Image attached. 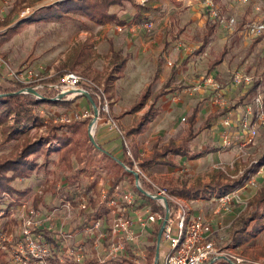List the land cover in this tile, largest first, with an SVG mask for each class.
Masks as SVG:
<instances>
[{
	"label": "rangeland",
	"instance_id": "1",
	"mask_svg": "<svg viewBox=\"0 0 264 264\" xmlns=\"http://www.w3.org/2000/svg\"><path fill=\"white\" fill-rule=\"evenodd\" d=\"M20 1H22V4L17 6ZM208 1L212 2V0L193 2L186 0L178 6L175 0H131V2L125 3L123 7H113L111 9V12H115L120 21L126 22L124 26L93 21L81 12L66 14L51 21H27L35 14L40 16L39 11L56 7L63 1L11 0L9 2L7 17L10 18V24L7 27H0V42L5 40L3 44L0 43V56L8 67L18 72L21 80L10 76L5 66H0V85L5 89H14L19 84L26 86L27 89L28 86H33L40 95L55 97L56 99L55 91L42 87L35 88L34 80H32L33 85L25 83L29 82L25 72L31 69L38 75L35 78L37 79L36 82L41 85H53L42 82L55 76L58 70L62 69V66L73 57V50L84 43L88 47L86 50L88 54L86 63L90 65L91 72L90 74H84L86 71L82 67L74 72L88 76L95 82L104 85L106 77L113 69L109 48L110 41H113L116 50H121L124 55L129 50L133 51L126 76L123 79H116L113 83V96L110 100L108 99L107 117L101 118L102 110L97 107L99 117L94 137L98 147L91 141L88 143L86 140L89 136V126L95 116L93 106L86 97L79 96L75 99L65 100L73 101L69 108L43 106L42 112L44 116L48 117L49 121L50 118L56 117L64 123H70L73 120L80 122L78 134L74 139H81L79 150L84 164L79 163L75 156H73L72 162L74 163L73 167L82 168L83 173L77 181H74L73 171L60 166L57 162V156H54L55 160L44 165V159L42 158H46V154H39L36 160L40 168L34 174L33 181H17L14 184L15 188L22 192L28 190V195L12 199L15 205L10 207L9 212L4 211L1 214V251L8 252L12 257L16 248L18 249L17 246L22 242L20 235L23 219L29 217L30 211L35 212L34 218L39 222L40 228L47 218H58L59 213L64 211L67 214L64 213L62 216L68 217L70 213L72 221H75L76 218V223H73L75 225L78 224L77 212H79V207L73 206L69 212L66 208L69 204L68 201H70L68 199L76 200L75 204L80 203L81 196H86V194L98 190V185L103 184L104 186L116 174L122 175L124 185L135 187V176L125 168L124 171L119 172L114 164L104 161V154L114 156L121 162L124 159V148L132 151L133 145H136L142 158L146 159L154 153L153 146L157 141L160 142L159 148L166 146L171 140L176 144H180L187 137L189 126L187 119L195 107H198L199 112H202L201 115H198V124L195 129L198 131L210 114L223 110L214 104V95L211 90L206 89L199 93L192 91V88L203 79L211 76L220 85L226 87L231 83V77L237 72L252 75L255 79L264 78V39L257 41L258 39L251 38L246 34L244 28L243 30L238 28L236 32L231 33L218 20L210 21L213 24L215 22L216 32L210 39L204 53L192 57L189 64L183 67V61L202 45L205 25L209 22L204 7L209 4ZM217 8L222 17L235 16L238 20V27L242 23L245 25L251 21L264 20V0H250L248 5H241L236 0H222L221 5ZM24 13L25 16L21 17ZM133 22L140 25V28L135 31V40L133 37H129L128 29L130 28L127 27ZM149 23L154 25L151 31H147L145 28V25ZM15 25L16 27H14ZM120 28L122 29L120 30ZM4 37L9 39H3ZM167 42H169V47L165 48ZM131 43L133 44L131 45ZM224 49L227 50V55L223 64L215 70L217 73L208 74L209 65L220 56ZM159 50H161V53L158 54ZM142 62H144V67L141 65ZM164 66L177 72L176 79L173 82L175 92L166 99L164 107L175 110L174 117L179 118L180 121L176 123V118L175 121H171L166 119L165 115H162L158 122L152 124V121L144 133L128 138L126 130L137 121L144 122V114L151 105V100L146 102L140 100L142 86L147 79L145 74L152 78L151 94L154 95L162 88L159 80ZM157 71L159 74L155 77L153 73ZM242 90L243 87H239L235 91L236 96L232 99L225 94V100L230 105V110L241 108L243 109L242 115H245L244 109L253 106V97L242 100L243 98L239 97ZM138 103H141L142 108L137 112L130 113L131 105ZM83 114H87L88 117H82ZM226 117H222L221 121ZM112 121L123 132L124 137L119 135L116 128L111 129ZM108 122H111V124ZM254 122L260 131L256 143L251 145V151L243 153L240 151V157L236 158V160L241 161V163L237 161V164L242 167V173H239L238 168L237 171L228 173V175L236 177L227 176L220 169L209 171L212 163L207 162H203L195 170L184 173L179 172L180 168L175 169L157 165L154 166L156 176L142 170L139 165H135L133 171L140 170L156 185L167 186L171 195L185 199L187 203H183L191 208L193 212L201 210L198 207L200 203H204V207H207L210 211L212 209L211 205L214 204V201H212L215 196L214 193L225 191L227 185L242 177L261 159L264 153V124L260 125L256 120ZM222 131H225L224 134L228 135L231 148H233L236 142L239 141L235 139L234 131L228 130L227 127ZM208 132L213 139L214 134H220L218 130ZM97 134L98 137H96ZM47 135V130L41 128L33 130L30 137L42 140ZM59 135L62 134L59 133ZM3 138L2 127L0 126V155L9 153L14 147V144L2 145ZM212 138H209L207 133L201 134L191 145L192 151H199L201 145L212 143ZM44 142H46V139ZM50 144L49 148H51L52 154L53 152L57 153L56 151L60 149L58 142ZM232 156L235 157L236 154L234 153ZM170 159L179 162L178 158L170 156ZM204 167L207 168L205 169L207 171L198 173L199 168L201 170ZM242 188L239 187L238 189ZM73 193H75V197L71 196ZM39 197H41L43 203L46 201L45 204L48 203L49 207L47 212L41 211L43 214H40V211L35 209L33 205L35 198ZM88 201L89 199L86 198L82 203ZM4 202L6 205L12 204L8 196H5ZM245 203H248V201H245ZM252 215L253 211L250 210L247 216L251 217ZM40 228L38 230H41ZM238 240L240 238H237ZM165 251L166 245L162 243L161 261L164 259ZM48 261L47 264H53V261ZM58 262L64 264L60 260ZM128 263L136 264L134 261ZM147 263L151 264V260L149 259Z\"/></svg>",
	"mask_w": 264,
	"mask_h": 264
},
{
	"label": "built area",
	"instance_id": "2",
	"mask_svg": "<svg viewBox=\"0 0 264 264\" xmlns=\"http://www.w3.org/2000/svg\"><path fill=\"white\" fill-rule=\"evenodd\" d=\"M236 1L241 5H248L250 2V0ZM207 3H209L207 4L209 7H213L212 2L208 1ZM24 16L25 13L21 17ZM211 17L218 20L231 33L236 32L238 29L237 18L235 16L222 17L218 8H212ZM145 28L147 31H151L154 25L149 23L145 25ZM244 31L253 39H264V20L251 21L245 24ZM0 66H5L10 76L21 80L18 72L8 67L1 56ZM25 74L29 79V82L25 83L33 85L32 80H34V85L38 84L34 86L35 88L42 87L53 90L56 92L57 98L64 96V100H70L89 94L97 99L99 109L106 113L108 111V99L104 93V85L80 73L69 72L63 76L60 82L53 85H41L36 82L37 79L35 78L38 75L31 69L27 70ZM257 83L259 85L253 96V106L246 107L244 109L245 115H242L239 120L241 131L245 133L242 143L244 148L254 145L258 137V126L254 121L256 120L260 125L264 124V78L255 79L252 75L237 72L231 77L230 86L223 87L210 76L192 88L193 92L198 93L206 89L211 90L214 95V104L220 108H226L228 103L225 100V92L229 87H243L244 91H250ZM28 87L34 89L33 86ZM82 117H88V115L83 114ZM108 123L111 124V122ZM222 125L224 128H228L235 124L230 118H225ZM112 128H116L119 135L124 137L123 132L118 129L113 121ZM228 138V135L224 134V147H231ZM129 156L132 157L130 151ZM137 173L143 179V181L140 180L141 187L149 196L136 192V185L135 187H126L119 184L109 196L108 193L103 195L109 208V224L105 228L103 221L98 219L86 228L89 234L95 236L97 247L102 248V255L99 257L98 264H120L119 262L125 256H128L129 251L137 257V259H134L136 264H148L149 254L147 249H138L140 240L135 226L138 225L143 230H147L156 225V229H161L164 222L165 227L160 250L162 243H164L166 251L164 259L162 261L159 259V264H264L230 251L227 244L224 243V238L218 236L219 231L209 221L202 216L193 215L189 207L172 196L166 187L156 185L140 170H137ZM249 185H256L253 178L247 181L242 189L217 194L216 201L219 211L231 212L234 205L245 204L243 190ZM163 198L168 200V211ZM133 207H142V210H134V215H132L130 208ZM66 208L70 212L69 205ZM29 213V217L23 219L20 235L22 242L17 246L18 249L16 248L12 258L16 264H47L48 260L53 257L51 246L35 232L40 228L39 222L34 218L35 212L30 211ZM167 214L168 218H166ZM134 216H136V219ZM103 240H106V242L103 243ZM156 244L157 240L154 242L155 246ZM66 258L75 264H81L85 258L84 246L79 245L73 249H67ZM151 264H155V258Z\"/></svg>",
	"mask_w": 264,
	"mask_h": 264
},
{
	"label": "trees",
	"instance_id": "3",
	"mask_svg": "<svg viewBox=\"0 0 264 264\" xmlns=\"http://www.w3.org/2000/svg\"><path fill=\"white\" fill-rule=\"evenodd\" d=\"M131 2V0H65L61 2L56 7L51 9L41 10L40 16L35 14L27 21H51L54 19H59L63 15L70 13H78L81 12L83 15L93 21H98L100 23H114L117 25H126L125 21H120L116 14L111 12L113 7H123L125 3ZM213 7H209L208 5L204 6L206 8V14L208 15L209 22L205 27V34L203 35L202 45L196 52H193L191 56H189L185 61L184 65H186L189 59L193 56L201 55L204 53L205 49L209 45L210 39L216 32V24L214 22L211 23L213 19L211 17L212 8H217L222 3V0H212ZM22 1L17 3V6L21 5ZM38 16V17H37ZM211 21V22H210ZM139 22V21H138ZM10 24V18H6L3 22H0V27H7ZM16 27V25L14 26ZM13 27V28H14ZM239 30H243L244 23L239 25ZM3 39H9L8 37H4ZM262 39H258L257 41H261ZM5 40H1V44H3ZM110 47L112 52V62L113 69L108 74L104 82V93L107 99H111L113 96V87L114 81L116 79L122 78L124 76V72L126 69L128 58H123L120 52H116L114 50L113 41H110ZM87 45L82 44L73 50V57L70 61L66 62L62 69L58 70V73L45 80L42 83L45 84H54L60 82L63 76L69 72L76 71L79 67H82L84 74H90L91 67L88 63H86L88 54ZM227 55V50L220 54L218 58H216L208 67V74L212 73L223 64L224 59ZM83 75V74H81ZM85 76V75H83ZM88 77V76H85ZM89 78V77H88ZM38 85V84H36ZM35 85V86H36ZM169 84H167V87ZM258 83L249 91L250 94H254ZM27 87L19 84L14 89H5L0 85V126L2 127L3 132V141L2 145L14 144L13 149L7 153L0 155V220L1 214L6 211H10V207L14 206L13 200L18 197H25L28 195L29 191H20L15 188L14 183L17 180L28 179L30 178L37 170L38 163L36 157L45 153V160L52 154L49 146L50 143L58 142L60 145V149L57 152L61 153L60 162L63 167L68 170H73L72 166V157L75 156L79 163H83V159L80 155L79 147L81 145V139L74 137L78 134L79 124L80 122L77 120H73L70 123L61 122L60 119L53 117L50 118L43 114V106L48 105L51 107H65L69 108L73 101H65L55 100V97H47L42 96L43 99L36 97L30 93H21L19 92L25 90ZM167 95V93L162 90L160 93L151 96V88L149 87L141 96L142 101L152 100V104L149 110L144 114L145 121H137L132 127L126 130V136L131 138L135 135H140L144 133L151 120L156 119L160 114V108L158 107V103L163 96ZM95 105L99 108V102L96 98L91 96ZM91 104V102H90ZM142 108L141 103L134 105L131 108L130 113L137 112ZM228 110L224 109L217 115L209 116L206 122L203 125V129H210L212 127V122L222 116L227 114ZM198 111L195 109L191 117L188 119L190 123V129L188 132V136L184 138L180 145H177L173 140L170 143L162 148H159V142L155 143L153 148L155 149L154 153L150 158H142L138 147L133 145L132 147V157L129 156V150L124 148V159L121 161L125 165V167L130 170H134L135 164L138 163L143 169L147 167H152L153 165H161L176 168V164L168 160L170 155L176 157L186 158L188 160H193L198 156L190 155L189 145L191 141L198 135L194 134V130L192 129L196 124V116ZM107 117V113L102 111L101 118ZM41 128H45L48 132L46 138L42 140L32 139L31 132L33 130H39ZM61 133L62 135H59ZM46 139V142L44 140ZM87 142L91 141L90 137L87 136ZM211 151H215L211 150ZM204 154V153H203ZM160 158V159H158ZM104 159L109 163H113L115 168L118 169L119 172L124 171V167L119 164L118 160L111 159L109 155H105ZM262 167H264V153L260 160L256 164H254L242 177L236 179L232 182V184L226 186V190L222 191L218 194H223L227 192H231L239 187H244L246 182L251 179V177L257 174ZM81 170H77L75 172V180L81 174ZM122 177L120 174H117L113 177L112 188H115ZM140 180L143 181L140 176ZM113 189L110 191L112 193ZM135 191L140 193L135 187ZM5 196H8L12 202V204L6 205L4 202ZM41 198L35 199L34 208L38 209L41 203ZM253 211V219L258 217V214L264 211V187L260 188L256 195L248 201L247 208L244 213H242L235 222V226L249 225V219H247L248 212ZM241 229L239 233L242 231ZM42 239L51 245V251L54 254L58 253V246L56 241L49 235V232L46 230H36ZM160 229L155 232L156 239L158 238ZM240 244V243H239ZM150 260L151 262L156 256V246L152 247L150 250ZM129 261L127 259L121 260L120 264H127ZM0 264H16L13 258L10 256L8 252H4L0 250ZM54 264H60L59 262H54ZM87 264H96L94 261L87 262Z\"/></svg>",
	"mask_w": 264,
	"mask_h": 264
},
{
	"label": "crops",
	"instance_id": "4",
	"mask_svg": "<svg viewBox=\"0 0 264 264\" xmlns=\"http://www.w3.org/2000/svg\"><path fill=\"white\" fill-rule=\"evenodd\" d=\"M10 1L11 0H0V18H1L0 21H4L7 18V16H8L7 9L9 8L8 5H9ZM62 1H64V0H62ZM183 1H186V0H175V2L178 3V6H180V4ZM188 1L193 2V1H197V0H188ZM113 13L115 14V12H113ZM127 27L130 28V29H128L129 37H133L135 40L136 39L135 38V36H136L135 31L140 28V25L135 24L133 22V23L129 24ZM205 27H206V25H205ZM121 29L122 28H120V30ZM132 44L133 43H131V45ZM113 45H114V50L116 52L117 51L120 52L123 58H125V57L128 58L126 69L124 72V76L122 78H119V79H123L126 76V71L128 69V66H129L131 60H132L131 59L132 58L131 53L133 50H129V52L124 55L121 50H116L114 42H113ZM109 46H110V44H109ZM147 46L151 47L149 44H147ZM166 47H169V42H167L165 44V48ZM109 48H110L111 59H112L111 47H109ZM159 53H161V50L158 51V54ZM190 56H191V54H190ZM190 59H189V61H190ZM184 61H183V67H186L189 64V61L186 65H184ZM155 63L157 64V61ZM143 64H144V62L141 63L142 67H144ZM169 64H170V62H169ZM156 68H157V66H156ZM146 73H147V71H146ZM213 73H217V72L213 71ZM158 74H159L158 71L156 73L155 72L153 73V75L155 77H157ZM176 76H177L176 70H172L171 68H168V67L166 68V66L163 67V73L161 74L160 80H159L160 84L162 86L160 91L164 90L167 93V95L163 96L158 103V107L160 108V114L158 115V117L156 119L151 120L150 123L152 121H153L152 124L158 122V120L162 118V115L163 116L165 115V118L170 119L171 121H175V118H176L177 119L176 123H179L180 119L177 117H174V114H175L174 111L175 110H173V109L169 110V109H167L168 107L167 108L164 107V103L166 102V99L169 98V96L175 92V89L173 88L174 87L173 82L176 79ZM145 77L147 79L145 81V84L142 86V92H141L140 98H141L142 94L149 87L152 88L151 76H146V74H145ZM177 83H178V81H177ZM167 84H169L168 85L169 87H167ZM230 88H231V90L229 91ZM230 88L226 90L225 94L227 97L229 96L232 99L234 96H236L235 91H237L238 88L232 87V86ZM160 91L158 93H160ZM158 93H156V94H158ZM156 94H154V95H156ZM154 95L151 94V96H154ZM253 96H254V94H250L249 91H244V90H242V92L239 94V97L243 98L242 100L249 99ZM151 104H152V100H151ZM134 105H136V104L131 105L130 109ZM150 106H149V108H150ZM229 107H230V105L228 104V106L226 108H222V109L228 110V112L225 116H227L226 118H230L233 121V123L235 124L231 127H228V130L234 131L233 133L235 134V137H236L235 139L239 140L236 142V145H234L233 148L224 147V145H223V136H224L225 131L223 132L222 129H225V128L222 125L223 120L221 121V118L225 117V116H222V117L215 119L212 122V127L210 129H203V125L209 116L217 115L220 112H222L223 110H221L217 113L214 112V113L210 114L206 118V120L203 122L202 127L198 131H196L195 129H196L197 124H198V115H201L202 112H199L198 107H195L193 109V112L196 109L198 111V113L196 116V124L194 125V127L192 129L194 130V134L197 133L198 135H196V137L193 139V141H191V143L189 145V149H190V155H195L198 157L193 159V160H188L186 158L176 157V156L170 155L172 158H178L179 159V162H177V160H171L170 156L168 157L169 161L173 162L174 164L177 163L179 165L178 166L176 164L177 167L175 169L180 168L179 172L184 173V172H187L190 170H195L200 165H202L203 162H207L210 164L212 163L210 165L209 171H214V169H220L227 176H229L230 174L228 175V173H230L231 171L232 172L237 171V168H238L239 173H242V171H241L242 167L237 164L238 160H236V158L240 157V154H239L240 151H241V153L249 152V151H251L252 147L250 146L251 148L250 147L244 148L243 144H242L243 139L245 137V133L241 131L239 120L242 117V114H243L242 110L243 109L238 108V109L230 110ZM149 108H148V110H149ZM193 112L190 114L189 118L191 117ZM188 119H187V121L189 123ZM150 123H149V125H150ZM189 129H190V123L188 126L187 136H188ZM210 130H216V131L218 130V131H220V134L219 133L214 134V139H213L211 134L208 132ZM203 133H207L209 135V138L213 139L212 143L207 144V145H201V147H200L201 149L199 151L193 152L191 145ZM96 137H98V134ZM157 142H159V141H157ZM180 144H177V145H180ZM214 149H215V151H211ZM129 151L132 155V151L131 150H129ZM236 152H238V153H236ZM234 153L236 154L235 157L232 156ZM52 155L49 156L46 160H45V157L42 158V159H44V162H43L44 165H47L48 163H50V161L55 160L54 156H57L58 157L57 162L60 166H62L61 162H60L61 153L53 152ZM105 155H109V154H104V156ZM109 156L111 159L117 160V158H115L114 156H111V155H109ZM158 159H160V158H158ZM104 161H106V160L104 159ZM106 162H108V161H106ZM238 162L241 163V161H238ZM82 164H84V162ZM111 164H113V163H111ZM119 164H120V162H119ZM135 165H139V164L136 163ZM72 166H74L73 162H72ZM154 166H156V165H153L152 167H147L144 169L141 166L140 167L142 170H146L147 172L151 173L152 176L153 175L156 176V173H155L156 170H155ZM157 166H161V165H157ZM39 168H40V165L38 166V169ZM205 169H207V168L204 167L201 170L199 168L198 173H200V172L205 173L207 171ZM77 170H81V172L83 173L82 168H80V167L74 168L73 167V170H71V171H73L74 181H77L80 178V176L82 175V173H81L80 176L78 177V179L75 180V172ZM37 171L35 173H37ZM34 174L28 179H22V180H17V181H33ZM115 176H113V177H115ZM230 176L236 177L233 175H230ZM113 177H111L110 178L111 180L109 182H107L106 184H104V186H103V184L98 185V187H97L98 190H95L92 193L90 192L88 195L86 194L87 197L81 196V199H80L81 202L80 203L75 204L76 200L68 199L70 201H68L69 204H67V205H69L70 209H71V207L73 208V206L79 207V212H77L78 213L77 217H79V219H77L78 224L73 225V223H76V218H75V221L74 220L72 221L70 213H69L68 217L62 216V214H64V213L67 214V212H65V211L59 213L58 218L50 217V218H47V220H45V223H43V225L40 229L43 230L44 232L47 230L49 232V235L56 241V244L58 246V253L54 254L53 257L50 259L51 261H53L52 262L53 264H54V262H56V260H58V261L60 260V262H62L64 264L65 263L66 264H75L73 261L66 258V252H67V249H71V248L73 249L79 245H83L85 248V258L81 262V264H87V262H91V261H94L96 264H98L99 257L102 255V248L97 247V244L95 243V236L89 234L87 232L86 228H87V226H90L94 220H98V219H101L103 221L105 228H106V225L109 224V221H108V219L110 218V216L108 214L109 208L107 207V205L105 203L103 195H104V193H108V196H109L110 191L112 189H114V188H112ZM121 177H122V175H121ZM251 178H253L255 180L256 185L255 186L249 185L248 187L245 188V190H243V197H244L246 202L251 200L256 195L257 191L260 188L264 187V167H262V169L257 174L253 175ZM122 180H123V178H122ZM122 180L120 181L119 184H123ZM124 186L131 187L130 185H124ZM93 187H95V186H93ZM164 187H166L168 189V191L170 192V190L167 186H164ZM216 193H218V192L214 193L215 196L212 198V201H214V204L211 205L212 209L210 211H208L207 207H204V205H205L204 203H200L198 205V207L201 210L193 212L191 210V208H189L191 213L193 215H196V216H202L207 221H209L215 228H217V230L219 231L218 236L224 238V243L227 244V247L229 248L230 251H232L236 254L243 255V256H245V257H247L253 261H258V262L264 263V211L261 212L258 217H255V219H253L252 216L251 217L247 216V219L250 220L249 225H247V226L243 225V227H242V225L235 226L234 224H235L236 220L238 219V217L246 211L247 203L242 204V205H234L231 209V212L219 211L218 203H217L216 198H215L217 195ZM68 196H70V195H68ZM71 196L75 197L76 195H75V193H73ZM174 197H176L177 199L181 200L184 203H187L185 201V199H182L181 197H177V196H174ZM39 198H41V197H39ZM86 198H88L89 201L87 203L83 204L82 201L85 200ZM45 203H46V201H44V203H43V200H42L40 205H39L38 210L40 211V214H43L42 213L43 211H44V213L47 212V210L49 209V207L47 205L48 203L47 204H45ZM33 205H35V201L33 202ZM50 207H54V206H50ZM134 210L140 211V210H142V207L130 208V213L132 215H134V213H133ZM134 218L136 219V216H134ZM135 228H136L137 232L139 233L140 246L138 249L139 250H142L144 248L147 249L148 254H149L148 258L150 259V250L152 247L155 246L154 242L157 240L154 234L158 229H156V225L151 226L147 230H143L138 225H136ZM241 229H243V230L239 233V231ZM237 238H240V240L237 241ZM105 242H106V240H103V243H105ZM124 259H127L128 261H134V259H137V257H135L131 251H129L128 256H125V258H123L122 260H124ZM148 260H147V262H148ZM127 264H129V263H127Z\"/></svg>",
	"mask_w": 264,
	"mask_h": 264
},
{
	"label": "water",
	"instance_id": "5",
	"mask_svg": "<svg viewBox=\"0 0 264 264\" xmlns=\"http://www.w3.org/2000/svg\"><path fill=\"white\" fill-rule=\"evenodd\" d=\"M21 93H30V94H33V95H35L36 97H38L40 99H43V97H41V95L37 91L32 89V88H28V89H25V90L19 92V94H21ZM84 97H86L89 100V102H91V105L93 106V109H94V112H95L94 119H93L92 123L89 126V137L91 139V142L95 146L98 147V145L96 144V141H95V137H94L93 131H94V129L96 127V124H97V120H98V117H99V112H98L97 106L95 105L92 97L89 94H84ZM63 98H64V96H60V98H56L55 100H62ZM120 164L125 169H127L129 172H131L135 176V185H136L137 190L141 194L149 196L148 193L140 185V175L136 171L130 170L129 168L125 167V165L123 163L120 162ZM163 201L165 202V205H166V208H167V211H168V209H169L168 200L166 198H163ZM166 218H168V214H167ZM164 227H165V222L162 224V227L160 229V232H159V235H158V238H157L155 264H159L160 245H161V240H162V234H163Z\"/></svg>",
	"mask_w": 264,
	"mask_h": 264
}]
</instances>
